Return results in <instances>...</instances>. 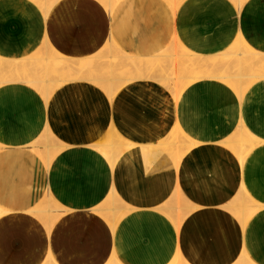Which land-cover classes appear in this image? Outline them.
Masks as SVG:
<instances>
[{"label": "crops", "instance_id": "0c3cea01", "mask_svg": "<svg viewBox=\"0 0 264 264\" xmlns=\"http://www.w3.org/2000/svg\"><path fill=\"white\" fill-rule=\"evenodd\" d=\"M50 1L0 0V72L11 74L7 61L26 60L12 72L21 77L22 66L32 71L29 58L40 52L74 61L101 55L106 62L110 48L147 58L166 40L163 6H157L156 22L146 19L135 31L124 20L116 25L100 0ZM246 5L235 15L234 43L222 30L202 57L220 59L244 43L264 54V46L248 43L246 22L252 10L264 9V0ZM87 76L61 84L46 99L22 78L0 84V264H170L178 256L187 264H234L245 254L264 264V132L253 127L260 110L252 108L259 105L243 98L252 89L251 98L264 93V77L242 92L237 109L234 129L245 127L261 143L241 164L229 148L212 142L225 121L210 116L204 127L202 119L201 92L214 90L222 100L224 88L236 89L226 79L206 77V84L177 97L160 75L129 80L113 94L97 84L105 77ZM258 121L264 129V117ZM178 131L198 142L180 164L168 150ZM48 132L49 147L43 139ZM114 133L132 146L121 150L112 168L99 148ZM148 160H156L154 171ZM244 187L259 206L249 220L233 210ZM40 207L51 217L39 214Z\"/></svg>", "mask_w": 264, "mask_h": 264}, {"label": "rangeland", "instance_id": "374dc122", "mask_svg": "<svg viewBox=\"0 0 264 264\" xmlns=\"http://www.w3.org/2000/svg\"><path fill=\"white\" fill-rule=\"evenodd\" d=\"M237 1H239L240 4L237 3ZM254 2H257V0H236V1L235 0H181V3H180L181 5L179 4L180 6L177 5L176 7H174V6H171V4H169L167 0H143V1H138V0L125 1L124 0V1H120L119 3L114 5L115 7H113L114 8L113 11H111V9L104 6L102 2H101V5L104 7V9H107V11L110 13L112 20L114 22L116 21V23H115L116 25H118L122 20H124V23H125L124 26L126 24H129V25L132 24L133 27H135V31L137 28L136 26L141 24L146 19H148L149 23L156 22L157 9H158L157 6H163L164 7V13L161 16V19L163 18L164 25L166 26V30H165L166 40H165V42H163L161 44V47H159L158 45H157V47H154V50L152 51L151 55L148 56L147 58L152 57L151 60L155 59L153 61H158V63L160 65L164 64L165 67H172V69H176V68L181 69L180 66H177L176 64H173V63L178 62V61L184 62L185 59H188V56H187L188 53L189 54L191 53L192 56L197 55V57H195V59L196 58L201 59L200 57H202V56H208V53H211L210 49L212 48V45H213L212 44L213 39L216 38L218 41L221 39V37H223V35H220V32L222 30L223 31L224 30L229 31V33L227 34V38L231 42L234 43L236 38H234L235 36L232 32V29H233L235 23L237 22V20L235 19V15H236L239 8L246 7L247 6L246 4H250V3L254 4ZM120 3H121V6L119 7L120 9L117 10L116 13H114V11L117 9V6ZM241 4H242V6H241ZM220 8H228V10H220ZM246 22H247V24H249L250 29H251V31L248 33V43L250 44V46H252L253 48L263 47L264 46V9L252 10L249 13ZM45 50H46V47L44 48V51ZM53 53L54 52L51 53L52 56H54ZM167 53H168V56H167ZM169 54H171V55H169ZM119 55L121 58H124L126 56L123 53H120ZM47 56H48L47 54L40 52L39 56L30 57L31 59L29 58V60L31 61L32 64L34 63L33 64L34 67L37 68L39 66V67H42L41 69L44 70V68H43V66L45 65L44 58H46ZM137 56H139V57H137ZM137 56L136 57L139 59H143V60L147 59L146 57L144 58V56H140V55H137ZM169 58L171 59V61L174 60V62L172 63ZM166 59L169 62H166ZM207 59H213L214 60V58H207ZM46 60L47 59H45V61ZM229 60L230 61L228 62V61L221 59V64L219 61L217 65H214V66L210 65V67H208L207 71L205 70L204 67H202V68L198 67V68H200V69H197L198 71L196 74L197 77L200 78L198 80L195 79L193 81H190L192 78H194L192 70L189 71L190 75H189L188 71L184 72L182 76H184V77L188 76L187 77L188 79L185 78L183 80L184 85H186L185 90L192 88L194 86L206 84V82H205L207 79L206 77L211 75V74H209L210 72L212 74L213 73L216 74V76H221L223 74H224L223 76H229V73H231V76L232 75L237 76L238 74H237V72H235V70L239 71V67L238 68L234 67V62H232L234 60L232 57H230ZM186 61H187V63H185V64H187V65H188V63L191 62L189 60H186ZM39 62H41V63H39ZM225 62H227L228 64L225 65ZM172 64H173V66H172ZM180 65H182V64H180ZM228 65L230 66V69L227 71V69H225V67H227ZM229 66L227 68H229ZM71 67L73 69L72 68L68 69L69 68L68 67V68H66L68 70H66L65 74L64 75L61 74L62 78L65 79V82L62 80L63 82L61 84L69 82V81H73L77 77H78L77 79H80V76L82 79L83 73L81 75L80 74L77 75L74 72V75H72V73H71V77L76 76V75L77 76L73 77L71 80H69L71 77L68 73L74 70V67L73 66H71ZM163 67H161V69ZM217 68H219V71H218L219 73H215ZM34 69H32L31 72H34L36 70V69L35 70ZM37 69H39V68H37ZM169 69H171V68H169ZM223 69L225 71H223ZM245 69H248V68H244L243 71H240L246 75V78L243 79V82L245 85H243L241 87L242 89H239V90L234 89L235 91L233 89H229V88L225 89L224 88L223 93L226 95V97L222 98V100L217 99L214 90H213V93L210 92L209 90H207V91L203 90L201 92V101H202V105H203L202 119L204 120V127H205V124L207 123V121L208 122L211 121L210 116H212V118H213L212 120H215V123L218 122V124L221 125L222 120H224L226 125H227L226 128L223 129V132H225V133L222 132V135L219 134L218 136L214 135L212 138L213 139L212 142L220 143V145L222 144V146L224 145L225 147L229 148L232 151V153H234L235 157L238 159V161L241 164L247 163L248 157L244 158V159L241 158V156H238V154H236V152L234 151L235 148L233 149L227 143H224V141H226V142L232 141L233 136H231V137H229V136L232 134L235 135V133L237 134V131L235 129L238 127L237 124L239 125V121H240V119H237V116H238L237 109L239 108V105L241 102V95L244 94L242 92H244L245 89L247 90L253 83L257 82L258 79H253L254 76L261 74L260 71L259 72L258 71H251L248 69V71L246 72ZM77 71H79V69L76 68V72ZM156 71H158V70H156ZM156 71H154V72H156ZM232 71H233V73H232ZM43 73H44V71H43ZM53 73H55V71H53ZM84 73H86V71ZM151 73H152V71H146L145 74L141 78L139 76H134L133 80L145 79V77L149 78ZM161 73H162L163 77L164 76H167V77L170 76L168 71H164ZM166 73H168V74H166ZM194 74H195V72H194ZM53 75L56 76V77L54 76L53 78L60 79V77H61L60 75H58L56 73ZM94 76H96V74H94ZM85 77H87V76H85ZM173 77H174V80L172 79V82H173L172 86L177 84V86L180 85V87H181V85H183V84H181L182 82L180 81V83H179L178 80L176 81L175 75ZM175 81H176V83H174ZM185 83H187L189 85H187ZM168 85H171V84H168ZM58 87L59 86L54 87V90ZM120 87H121V85L117 84V88L119 89ZM103 88L106 90H111V89H109L108 85L103 87ZM253 90L254 89L247 91V93H245L243 95V98L246 100L247 104L250 106L254 105V104L259 105V107H253L252 108V109L258 110V111L260 110L258 113H255L253 115V118L259 123L258 119L264 117V93H261V92L257 93L255 96H253V98H251L252 95L255 94V93H252V92H254ZM183 91H184V89L182 90L180 95L183 93ZM41 94H42L43 98L46 99V95L42 92H41ZM232 121H234V124L236 123V125L231 126ZM257 122H253V127L256 130L257 129L260 130L261 131L260 134H261L264 132L263 131L264 129H262V125L259 126L257 124ZM228 125H229V127H228ZM234 130L236 132H233ZM226 132L229 134L226 135ZM240 135H243V134H240ZM112 137H113V139H112ZM120 137H121V135H119V133H117V134L114 133L112 136L111 135L108 136L107 141L108 140H109V142L112 141L110 143L114 142V144L117 143V145H115V146H114V144H112V145H113L114 149H118L120 147V143H119L120 139H123L122 137L121 138ZM254 138L256 139L255 140L256 143H255V146L253 147V150L256 148L259 149L261 147L260 138H256L255 136H254ZM43 139H44V143L47 141L50 142L51 141V134L48 132V134H45L43 136ZM261 139H264V137ZM118 143H119V145H118ZM229 144H231V143H229ZM146 147L147 146H142V149H145ZM235 147L237 149H240L239 146H235ZM63 150H64V148L61 146V148H58L57 151L60 153ZM249 152H252V151L250 150ZM252 161H253L252 163L255 162V160H253V159H252ZM150 168H152L151 171L155 170L152 166H150ZM244 168L246 169L245 166H244ZM258 181L261 184L262 179H258ZM245 182H246V179H245ZM245 189H246V187H244L243 192L239 193V195H238L239 197L236 200L237 201L236 205H238L239 201L240 202L246 201L245 202L247 204L246 207H248V208L254 207V209H256L255 211L257 212L259 209L258 204L253 203V201L251 199L252 198L251 195L248 196V200H249V198L251 199V202L248 203L249 201L246 200L247 196H245L246 195L245 193L249 192V190L246 192ZM116 197L117 196L114 194L115 199L113 201L119 200ZM244 197H245V199H244ZM246 211H248V209L244 210V212H246ZM255 211H252L251 213L246 212V215H247L246 220H249L254 215V213H256ZM37 212L39 214H41L43 217H46V218L51 217L50 211L47 208L40 207L37 209ZM54 217H56V216H54ZM117 262H118V260H113L110 264H112V263L117 264ZM49 264H51V263H49Z\"/></svg>", "mask_w": 264, "mask_h": 264}, {"label": "bare ground", "instance_id": "6f19581e", "mask_svg": "<svg viewBox=\"0 0 264 264\" xmlns=\"http://www.w3.org/2000/svg\"><path fill=\"white\" fill-rule=\"evenodd\" d=\"M40 1V0H39ZM50 1V0H49ZM102 3H103V5L104 6H106L107 8H109V9H111V11H113V7H115L114 5H116L118 2H120V0H100ZM168 1V3L169 4H171V6H174V7H176L177 5H179L180 3H181V0H167ZM236 1V0H235ZM43 2V1H42ZM54 2V1H53ZM53 2H51L50 1V5H52V3ZM237 3H239V1H237ZM240 4V3H239ZM49 5V6H50ZM54 5V4H53ZM181 5V4H180ZM179 5V6H180ZM236 5V4H235ZM241 6H242V4H241ZM43 7H46L47 8V6H45V5H43ZM50 10V9H49ZM177 46V45H176ZM106 47H107V44H106ZM174 48V47H173ZM109 50H110V52H111V54L110 55H107L106 57L109 59L108 61L106 60V62H102V60H103V58L101 57V55L100 56H96V57H93V58H87V60H80V61H77V60H72V59H67V57L65 58V57H63V56H61V55H59L56 51H54V56H52V55H49V56H47L46 58H44V63H45V65H44V67H46V68H44V70L43 69H41L42 67H37V68H39V69H37L36 67H34V68H36V70L34 71V72H28V70H27V68L25 67L24 68V66H22V68H23V71L21 72L22 73V76L21 77H19L18 76V74H14V73H12L13 71H14V69H16V67L19 65V61H11V62H8L7 61V63H6V66H7V68H9V70H10V73L11 74H6L5 75V73H3V71L2 72H0V84L1 83H3L5 80V82H11L12 80L14 81V80H17V79H23V81H25L26 83H29L30 85L32 84L33 85V87H36V89H38L39 91H41L42 93H44L45 95H46V98H48L49 96H50V94H51V92H53V90H54V87H57V86H60V84L64 81L65 82V79L64 78H62V75H64L65 73H63L62 75H60L61 77H60V79H57V78H53L52 76H55V75H53V74H55V73H53V71H56V69H58V67L59 66H68L69 68L68 69H70V68H72L71 66H73L74 67V70L73 71H71V72H69L68 74L70 75V77H71V73H72V75H74V72H75V74H82L83 73V77H82V79H81V76H80V79H77V80H88L89 78H87L88 76V74H96V80H98L99 79V76H102V77H105L104 79L103 78H101V79H103V80H101V82L99 81L97 84H100V85H102L103 87H105V86H109V89H111V90H109L110 91V93L111 94H113L115 91L114 90H117L118 88H117V84L118 85H123L124 83H126L127 81L129 82V80H133L134 78V76H139L140 78L145 74V72L146 71H152V73H151V75H150V77L149 78H151L152 79V77H154V76H156V75H160L161 76V78L163 79V83L165 82V84H171V85H169V86H171L172 87V79L174 80V75L176 76L175 77V79H176V81L178 80L179 81V83H180V81L182 82L181 84H183V85H181V87H180V85H178L177 86V84L176 85H174V88H175V91H176V96L178 97L179 95H180V93L182 92V90L184 89L185 90V86L186 85H184V83H183V80L185 79V78H187V77H184V76H182L183 75V73L184 72H187L188 71V73H189V71H191L192 70V72H193V75H194V78H190L191 80L190 81H193V80H195V79H200V78H198L197 77V69H200V68H198V67H204L205 68V70L207 71V69H208V67H210V65H217L218 64V62L220 61V64H221V59L222 60H225V61H230L229 60V58L230 57H232L233 58V60L234 61H232V62H234V67H239V71H236L235 70V72H237V76H234V75H232L231 76V73H229V76H223V75H221V76H219V77H217V76H215L216 74H212L211 72L209 73V74H211V75H209V76H207V77H217V78H219V79H221V78H224V79H226L228 82H230V84L233 86V87H235L236 89H242L241 87L243 86V85H245L244 84V82H243V79H245L246 78V75L245 74H243V72H240V71H243L244 70V68H248L249 70H251V71H260V73L261 74H259V75H256V76H254L253 77V79H261V78H263L264 77V54H258L257 52H255L254 50H252L247 44H242V45H239V46H237L236 48H234V50L232 51V52H230L229 54H226V55H224V56H222L220 59H207V57L205 58V57H200L201 59H195V57H197V55L196 56H192V54L190 53H188L187 54V56H188V59H185L184 60V62H182V61H178V62H174V60H172L171 61V59H170V61L173 63V64H176L177 66H180L181 67V69H179V68H176V69H172V67H165V65L163 64V65H160L159 63H158V61H153V60H155V59H152L151 60V58H147V59H139V58H137V57H133V56H131V55H128V53H123L124 55H126L124 58H121L120 57V53H122V52H120V50H118V51H115V50H111L110 48H108ZM120 49V48H119ZM51 50V49H50ZM174 50V49H173ZM184 51V50H183ZM187 53V52H186ZM47 54V53H46ZM101 54V53H100ZM164 54V53H163ZM169 55H171V54H169ZM162 56V55H161ZM167 56H168V53H167ZM186 56V57H187ZM104 57V56H103ZM194 57V58H193ZM161 58V57H160ZM168 58V57H167ZM45 59H47L46 61H45ZM150 59V60H149ZM163 59V58H162ZM227 59V60H226ZM176 60V59H175ZM186 60H189V61H191L190 63H188V65L187 64H185V63H187V61ZM193 60V61H192ZM26 61V60H25ZM25 61H22L21 60V63H23L24 64V62ZM188 61V62H189ZM31 62V61H30ZM166 62H169V61H167V59H166ZM20 63V64H21ZM27 63H29L28 61H27ZM182 64V65H180V64ZM3 63H2V61L0 60V65H2ZM34 64V63H33ZM173 64H172V66H173ZM228 63L227 62H225V65H227ZM170 65V64H169ZM163 67L162 69H161V67ZM224 66V65H223ZM229 66V65H228ZM227 66V67H228ZM227 67H225V69H227V71L230 69V66H229V68H227ZM76 68L77 69H79V71H77L76 72ZM169 68H171V69H169ZM174 68V67H173ZM65 69V68H64ZM68 69H66V70H68ZM73 69V68H72ZM179 69V70H178ZM248 69H245V71L247 72L248 71ZM6 70V69H5ZM29 70H30V68H29ZM46 70V71H45ZM85 70L86 71V73H84L83 71ZM156 70H158V71H156ZM43 71H44V73H43ZM154 71H156V72H154ZM164 72V71H168L169 72V77H167V76H162V73L161 72ZM223 71H225L224 69H223ZM160 72V73H159ZM194 72H195V74H194ZM218 72V71H217ZM20 73V74H21ZM207 73V72H206ZM232 73H233V71H232ZM240 73V74H239ZM257 73V72H256ZM38 74V77L39 78H37V79H35V78H32V77H34V76H36ZM67 74V73H66ZM85 74V75H84ZM116 74H117V76H116ZM118 74L120 75L119 77H118ZM166 74H168V73H166ZM76 75V76H77ZM189 75H190V73H189ZM196 75V76H195ZM226 75V74H225ZM76 76H73V77H76ZM85 76H87V77H85ZM186 76V75H185ZM56 77V76H55ZM73 77H71L69 80H71ZM158 77V76H157ZM252 77V76H251ZM30 78H32V79H30ZM75 79V80H76ZM188 79V78H187ZM252 79V80H253ZM63 80V81H62ZM68 80V81H69ZM154 80V79H153ZM158 81V80H157ZM176 81L174 82V83H176ZM186 81V80H185ZM189 81V80H188ZM254 81V80H253ZM127 82V83H128ZM162 83V82H161ZM162 83V84H163ZM164 84V85H165ZM185 84H187V83H185ZM57 85V86H56ZM99 85V86H100ZM187 85H189V84H187ZM247 86V85H246ZM119 87V86H118ZM246 90V89H245ZM171 91H174V90H172V88H171ZM117 92V91H116ZM171 93V92H170ZM241 93V92H240ZM182 95V94H181ZM51 97V96H50ZM177 116V115H176ZM178 122V121H177ZM179 123V122H178ZM175 131H176V129H175ZM235 132V131H234ZM243 132V133H242ZM50 133V132H49ZM245 133V134H244ZM240 134H243V135H240ZM50 136V135H49ZM112 136V135H111ZM231 136H233V140L232 141H224V143H227L229 146H231L233 149H234V151L236 152V154H238V156H241V158H247V155H249V153H251V152H249L250 150L253 152V147L255 146V143H256V139L254 138V136H252L246 129H245V127L244 128H241V129H239L238 131H237V134L235 133V135L233 134V135H231ZM121 138V137H120ZM112 139H113V137H112ZM170 139V137L168 138V140ZM99 140V139H98ZM97 140V141H98ZM111 140V139H110ZM115 140V139H114ZM185 140H188L189 142H190V144L189 143H186L187 141H185ZM106 144H103V145H101L100 146V148H99V146H96V147H98L100 150H101V153H103L105 156H106V158L109 160V161H112V163L113 164H111L112 165V167L114 168L115 167V165L117 164V158L119 157V155H120V153L122 152L121 150L124 148V147H126L127 149L129 148V147H131L132 146V144L131 143H127V142H125L124 141V139H120V147L118 148V149H114L113 148V145L112 144H114V142L113 143H110V142H112V141H110L109 142V140L107 141L106 140ZM116 142V141H115ZM169 142V147H168V150H170L169 152V154H172L173 156H171V157H174L173 159H175V161L177 160L178 162H179V164H180V158L186 153V151L189 149V148H191L193 145H197L198 144V142H193V141H191L190 140V138H188L187 137V135L185 134L184 135V133L182 132V131H178L177 133H174L173 135H172V138L168 141ZM119 143H118V145H119ZM200 143V142H199ZM229 143H231V144H229ZM44 144H46L47 145V147H49L50 145H51V143L50 142H45ZM97 144H99V143H97ZM96 144V145H97ZM203 144V143H202ZM115 145H117V143L116 144H114V146ZM158 146H159V144H157ZM222 145V144H221ZM65 146H68V145H66L65 144ZM73 146V145H72ZM163 146V145H162ZM166 146V145H165ZM235 146H239L240 147V149H237ZM63 147V146H62ZM93 147V146H92ZM167 147V146H166ZM238 147V148H239ZM59 148H61V147H59ZM116 148V147H115ZM159 148H161L160 146H159ZM39 149V148H38ZM48 149V148H47ZM147 149L149 150V148H148V146L145 148V149H143L144 150V152H146L147 151ZM152 149V148H151ZM150 149V150H151ZM158 149V148H157ZM167 149V148H166ZM192 149V148H191ZM45 150V149H44ZM99 150V151H100ZM151 151H153V150H151ZM39 152H40V150H39ZM42 152H44V151H42ZM49 152V151H48ZM155 152V151H154ZM189 152V151H188ZM50 153V152H49ZM161 153V152H160ZM166 153V152H165ZM149 154H150V152H149ZM152 154V153H151ZM155 154V153H154ZM158 154V153H157ZM147 155H148V153H147ZM146 155V156H147ZM160 155V154H159ZM243 155V156H242ZM150 156V155H149ZM149 156H147L148 158H149ZM166 156V155H165ZM164 156V157H165ZM146 157V159H148ZM153 157V156H152ZM158 158H159V156H157ZM161 157V156H160ZM251 157H253L252 159L253 160H255V162H256V158H255V156L253 155H251ZM167 158V157H166ZM169 158H170V156H169ZM183 158V157H182ZM154 159H157L156 157L154 158ZM162 159H164V158H162ZM161 162L163 161V160H160ZM174 161V162H175ZM148 162H149V166H152L154 169L157 167V166H155L156 165V160L155 161H149L148 160ZM178 162H176L177 163V165H175L176 167V169L179 167V164H178ZM146 163V162H145ZM157 164H158V162H157ZM174 166V165H173ZM160 169V168H159ZM157 170V169H156ZM179 171V170H178ZM177 172V171H176ZM178 173V172H177ZM246 179V178H245ZM244 185H246L247 186V183L245 182V184ZM246 189H247V187H246ZM245 189V191L247 192V190ZM241 190V189H240ZM239 191V190H238ZM240 192V191H239ZM249 192H250V190H249ZM247 192V193H245L246 195L245 196H247V198H246V200H248V196H250L251 195V197H253V195H252V192ZM242 195V194H241ZM237 197V196H236ZM241 197V196H240ZM117 198V197H116ZM115 199V198H114ZM244 199H245V197H244ZM234 200H236V199H234ZM249 202L248 203H250L251 202V199L249 198V200H248ZM246 202V201H245ZM244 201L242 202H240L239 201V203H238V205H235L234 206V208H233V210L235 211V213H236V215H239L240 217L242 216L241 214L244 212V210H247L248 209V211H246L247 213L249 212V213H251L252 211H255L256 209H254V210H251V208H248V207H246V203H245ZM253 205V204H252ZM256 212V211H255ZM2 214V211H1V209H0V215ZM236 218H237V216H236ZM244 218V217H243ZM243 220V219H242ZM143 230H145L144 228H143ZM162 231V230H161ZM125 232V231H124ZM164 232V231H163ZM157 233H158V231H157ZM162 233V232H161ZM159 234V233H158ZM135 236H136V234H135ZM158 237V236H157ZM157 237H155V235H154V238L156 239ZM150 240H152V242H153V239L151 238ZM147 241V240H146ZM156 241H157V239H156ZM159 242V241H158ZM148 245V244H147ZM146 245V246H147ZM152 245V244H151ZM159 245V244H158ZM149 246V245H148ZM144 247V246H143ZM164 247V246H163ZM145 248V247H144ZM148 248V247H147ZM158 248V247H157ZM161 248V246L159 247V249ZM142 249V251H143V248H141ZM163 249V248H162ZM157 250V249H156ZM160 251V250H159ZM162 251V250H161ZM148 252V251H147ZM156 252V251H155ZM167 252V251H166ZM179 252V251H178ZM178 252L176 253V254H178ZM143 253V252H142ZM244 254V253H243ZM165 255V254H164ZM139 256H141V255H139ZM163 257V256H162ZM140 258V257H139ZM146 258H147V255H146ZM151 258H153V257H151ZM168 258V257H167ZM175 258V257H174ZM144 259V258H143ZM163 259V258H162ZM166 259V258H165ZM148 260V259H147ZM155 260V259H154ZM154 260H153V262H154ZM150 261H151V259H150ZM156 263V262H155ZM166 263V262H165ZM51 264H54V263H51ZM56 264V263H55ZM113 264V263H112ZM117 264H121V263H119V261L117 262ZM140 264H142V263H140ZM151 264H152V262H151ZM161 264V263H160ZM170 264H187V262L181 257V256H178L174 261H172ZM234 264H256L251 258H250V256H248V255H246L245 254V256L243 255V257L239 260V261H237V262H235Z\"/></svg>", "mask_w": 264, "mask_h": 264}]
</instances>
